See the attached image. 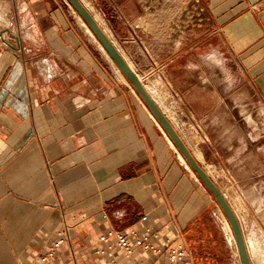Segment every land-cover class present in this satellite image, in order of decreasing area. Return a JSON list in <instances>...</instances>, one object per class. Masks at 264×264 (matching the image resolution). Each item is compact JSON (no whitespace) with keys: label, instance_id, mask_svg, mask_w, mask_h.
<instances>
[{"label":"crops","instance_id":"crops-1","mask_svg":"<svg viewBox=\"0 0 264 264\" xmlns=\"http://www.w3.org/2000/svg\"><path fill=\"white\" fill-rule=\"evenodd\" d=\"M83 2L130 64L151 66L144 76L174 81L181 65L198 77L199 57H232L264 101V0ZM86 31L66 2L0 0V264H31L64 227L91 264L102 233L173 221L195 264H233L211 193ZM217 96L212 112L228 107Z\"/></svg>","mask_w":264,"mask_h":264},{"label":"rangeland","instance_id":"rangeland-1","mask_svg":"<svg viewBox=\"0 0 264 264\" xmlns=\"http://www.w3.org/2000/svg\"><path fill=\"white\" fill-rule=\"evenodd\" d=\"M68 9L75 21L86 30L80 15L69 6ZM86 32L87 39L94 41V45L99 48L100 42L96 36ZM101 53L113 64L103 50ZM200 59L199 57L198 77H190L189 72L182 71L179 65L173 72L174 81L158 73L144 76V70L151 66L140 63L131 65L137 69L140 77L144 76L141 77L143 83L161 101L193 154L227 197L237 213L245 239L254 237L260 241L263 249L262 261L257 264H264V242L261 238L264 234V166L260 173L259 169L254 174L252 172L255 158L261 157L264 165V152H258L259 147L264 146V101L260 100L248 79L245 67L237 59L231 57L223 65L201 63ZM117 73L125 81L118 68ZM204 75L206 79L203 80L200 77ZM126 83L132 86L128 80ZM218 93L224 94L223 102L228 107L223 104L218 112H212L209 108L217 101ZM212 114L217 115L219 121L212 122ZM212 197V210L225 235L220 213L223 210L215 197ZM226 237L229 242L228 236ZM235 245L229 243L230 261L233 264H242L235 253ZM84 260L86 261L85 258ZM254 262L256 263L253 260Z\"/></svg>","mask_w":264,"mask_h":264},{"label":"built area","instance_id":"built-area-1","mask_svg":"<svg viewBox=\"0 0 264 264\" xmlns=\"http://www.w3.org/2000/svg\"><path fill=\"white\" fill-rule=\"evenodd\" d=\"M66 3L73 8L69 2ZM146 218L145 214L141 220ZM165 227L176 229L175 234L164 236ZM165 227L132 226L127 230L112 229L102 233L99 236V243L105 244V247L99 243L91 247L89 252H92L93 258L98 260L92 261L91 264H120L116 254L119 253L122 259H133L137 249L149 254L151 259L135 261L134 264H195L193 252L187 244L182 228L174 221ZM87 254L72 243L68 227H64L59 232L58 239L52 241L46 251L35 256L31 264H83L82 259Z\"/></svg>","mask_w":264,"mask_h":264},{"label":"water","instance_id":"water-1","mask_svg":"<svg viewBox=\"0 0 264 264\" xmlns=\"http://www.w3.org/2000/svg\"><path fill=\"white\" fill-rule=\"evenodd\" d=\"M68 2L73 7V9L80 15V17L85 21V23L89 26L93 34L96 36L100 44L105 49L110 59L125 76V78L132 84V86L140 95L152 115L158 121L167 136L174 143L175 147L183 155L187 163L197 174L198 178H200V180L208 189V191L215 197L217 203L222 208L224 214L226 215L231 225L241 263L254 264L248 250L247 242L240 220L237 216L236 211L228 201L223 191L219 188L213 178L197 160V158L195 157L191 149L188 147L187 143L184 141L176 127L173 125V123L169 120V118L157 104L156 100L153 98L148 88L141 80V77L138 75L132 65L126 60V58L120 52L118 47H116L112 39L104 31L101 24L98 22L96 17L90 12L83 0H68Z\"/></svg>","mask_w":264,"mask_h":264},{"label":"bare ground","instance_id":"bare-ground-1","mask_svg":"<svg viewBox=\"0 0 264 264\" xmlns=\"http://www.w3.org/2000/svg\"><path fill=\"white\" fill-rule=\"evenodd\" d=\"M83 25L86 27V29L92 34V30L89 28V26L85 23V21L80 18ZM95 37V36H94ZM102 50L106 53L105 49L103 48V46L100 44ZM107 54V53H106ZM108 56V54H107ZM110 58V57H109ZM122 78L126 80V78L121 74ZM174 144V143H173ZM178 150V149H177ZM180 157L182 159V161L191 169L192 173H194L193 169L190 167V165L187 163V161L185 160V158L183 157V155L180 153ZM195 174V173H194ZM220 213H221V217H222V220H223V227H224V231L225 233L227 234L228 236V239H229V243L232 244V245H235L236 243V240H235V237H234V234H233V231H232V228H231V225L228 221V219L226 218V216L224 215V213L220 210ZM261 232V231H260ZM262 234V233H261ZM259 235V234H258ZM254 236V235H253ZM246 238V237H245ZM257 238V237H256ZM263 239V242H264V234L262 235L261 237ZM246 242H247V246H248V250H249V253L252 257V259L254 261H256V263L254 262V264H257V262H260L262 261V253H263V249H262V246L260 244V241L255 239L254 237H251V238H248V240L246 239ZM236 246V245H235ZM235 253L236 255L238 256L239 258V254H238V250L237 248L235 249ZM239 261V260H238Z\"/></svg>","mask_w":264,"mask_h":264}]
</instances>
